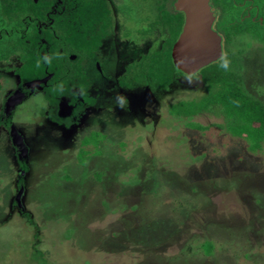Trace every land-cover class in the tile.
<instances>
[{
	"label": "rangeland",
	"instance_id": "1",
	"mask_svg": "<svg viewBox=\"0 0 264 264\" xmlns=\"http://www.w3.org/2000/svg\"><path fill=\"white\" fill-rule=\"evenodd\" d=\"M109 5L115 34L104 58L89 66L95 104L79 123L66 130L52 122L40 91L2 117L28 152H18L0 129V264H37L35 248L47 264H264V149L252 154L218 130L220 117H195L206 131L172 121L168 105L204 95L205 84L179 78L167 93L138 79L140 68L129 67L163 39L148 30L158 17L156 0ZM249 51L260 55L256 44ZM252 60L248 76L243 70L246 87L264 103V65ZM0 70L7 96L17 79ZM124 79L139 87L120 91ZM93 131L106 141L99 136V146L89 142L81 152V139ZM135 177L138 184H128ZM207 240L215 245L212 257L201 249Z\"/></svg>",
	"mask_w": 264,
	"mask_h": 264
},
{
	"label": "trees",
	"instance_id": "2",
	"mask_svg": "<svg viewBox=\"0 0 264 264\" xmlns=\"http://www.w3.org/2000/svg\"><path fill=\"white\" fill-rule=\"evenodd\" d=\"M168 2L156 0L158 17L149 23L148 29L159 25L168 30L164 46L159 51L143 54L137 66L132 64L129 67L131 70L140 68L141 71L137 73L141 75H137V78H143L142 81L154 84L164 92L171 91L177 79H174V75L178 78L184 76L176 70L171 57L184 20L181 14L170 13ZM253 6L249 11L251 16L246 18L248 10H244L245 5L222 4L218 30L225 39L223 59L203 68L195 76L206 86L204 95L172 103L168 105L167 113L172 121L183 122L187 128L197 127L203 131L210 126L195 123V117H220L223 123L214 126L230 137L244 141L248 151L256 154L264 149V103L247 90L243 70L247 75L245 63L251 58V66L256 63L264 65V0H253ZM253 17L256 19L252 20ZM114 29L108 0H0V69L17 61L13 71L19 77L18 88L52 75L47 86H42L50 106L48 117L55 124L70 130L95 104L89 91L91 85L86 62L95 58L103 41L115 33ZM255 44L260 51L257 56L249 54V47ZM72 55L76 56V61L70 59ZM121 85L133 89L139 84L133 81L129 85L124 79ZM4 87L5 83L0 79V101ZM63 101L71 108L72 115L69 117L60 116L59 107ZM171 120L168 121L170 125L173 123ZM6 123L8 127L11 125L9 118ZM146 128L152 129L151 125ZM101 133L89 132L81 139V152L85 151L83 148L89 142L97 144L99 136L106 141L107 136ZM122 145L125 146L123 142ZM202 158L204 155L194 161ZM23 165L20 166L21 170ZM137 182L139 179L135 177L128 184L136 185ZM34 237L37 238V235ZM201 249L204 256L212 257L215 245L207 240L202 243ZM35 251L37 264H47L42 260V253L36 248Z\"/></svg>",
	"mask_w": 264,
	"mask_h": 264
},
{
	"label": "water",
	"instance_id": "3",
	"mask_svg": "<svg viewBox=\"0 0 264 264\" xmlns=\"http://www.w3.org/2000/svg\"><path fill=\"white\" fill-rule=\"evenodd\" d=\"M175 8L185 14L183 30L175 43L171 57L177 70L187 76L199 73L203 68L216 63L224 57L223 37L212 29L216 14L211 11L209 0H177ZM47 79L31 84H45ZM21 98L12 97L7 105L8 113ZM13 144L18 149H26L22 137L15 127L11 129ZM24 189L21 188L16 202L22 207L21 199Z\"/></svg>",
	"mask_w": 264,
	"mask_h": 264
},
{
	"label": "flooded vegetation",
	"instance_id": "4",
	"mask_svg": "<svg viewBox=\"0 0 264 264\" xmlns=\"http://www.w3.org/2000/svg\"><path fill=\"white\" fill-rule=\"evenodd\" d=\"M36 2H37V0H35ZM108 2H109V0H108ZM176 2H177V0H169V2L167 3L168 5H167V8H168V10L170 11V13H172V14H174V15H176V14H181L182 15V17H183V20H184V22H185V14L183 13V12H179V11H177V9L175 8V4H176ZM225 3H231V4H233L234 6H240V7H242V6H244L245 5V7H243L244 8V10H248L247 11V14H246V18H249L250 16H251V14H250V12L249 11H251L252 9H253V0H209V5H210V7H211V11L213 12V13H215L216 14V18H215V20H214V22H213V25H212V29L214 30V31H216L217 33H219L222 37H223V40H224V52H225V39H224V36H223V34L218 30L219 29V22H220V18H221V15H222V13H223V11L221 10L222 8V4H225ZM110 6V5H109ZM155 14V13H154ZM111 17H112V14H111ZM113 19V18H112ZM256 19V17H253V19L252 20H255ZM259 20H262V18H260ZM150 23H153V22H150ZM147 24H148V21H147ZM113 25H114V23H113ZM150 25V24H149ZM115 26V25H114ZM183 26H184V24H183ZM161 28V29H160ZM182 30H183V27H182ZM182 30H181V32H182ZM153 31H155V32H161V34L163 33V35H162V38L163 39H161L160 40V44H159V48L158 49H156V50H151V52H156V51H159L163 46H164V42H165V38L167 37V35H168V30L167 29H165V28H162L161 26H159V25H154V27H153V30H152V33H153ZM114 32H115V30H114ZM115 34V33H114ZM114 34H112L111 36H109L106 40H104L103 41V44H102V46H101V48L99 49V51L97 52V54H96V56H95V58L93 59V60H89L88 62H86V70H87V76L89 75V66L91 65V64H93V65H96V63H99L100 62V59L101 58H104V56H102L101 55V53H103V49H105V44L106 43H108V41H109V39H111V37L114 35ZM181 34V33H180ZM180 36V35H179ZM155 37H152L151 39H150V41L152 40V42H150V44H153V45H156V44H154L155 42H158V40H156V39H154ZM179 38V37H178ZM155 41V42H154ZM177 41H178V39H177ZM176 41V42H177ZM175 42V43H176ZM175 43H174V45H175ZM174 45H173V47H174ZM173 47H172V49H173ZM150 51V50H149ZM172 53V52H171ZM70 59L72 60V61H76V56L75 55H72L71 57H70ZM172 63H173V61H172ZM16 65H17V61L16 60H14V62H13V64H11L10 66L8 65V67L7 68H2L3 70L5 69V71H8V72H10V73H12L13 75H14V77L17 79V83H16V86L13 88V90H12V92H10L7 96L6 95H3L2 94V96H1V101H0V113H2V115L0 116V122L2 121V117H5V116H10L11 114H12V112L20 105V104H22L25 100H26V98L27 97H33L34 95H35V93H37V92H39L40 91V93H43V87H45V86H47V84H48V82L50 81V79H51V77H52V75H47V76H45L43 79H38V80H33V81H31V82H28V83H25L24 84V87L23 88H18V85H19V77L15 74V72L13 71V68H14V66L16 67ZM173 65H174V63H173ZM176 68V67H175ZM97 70H98V74L104 79V80H108L109 82H110V80H112V78H114V77H112V76H110V77H107L103 72H102V69H101V66H97ZM176 70H177V68H176ZM177 71H179V70H177ZM0 72H1V70H0ZM180 73H182V74H184L183 72H181V71H179ZM198 74V73H197ZM197 74L196 75H193V76H187L186 74H184V76H179V78H191V77H195V76H197ZM48 77H50L48 80H47V82L45 83V84H40V85H34L33 87H31V84L32 83H35V82H39V81H43V80H45V79H47ZM88 78H89V76H88ZM177 78V79H176ZM177 76H175L174 75V79H176L175 80V82H174V84L171 86V91H172V88L175 86V84L176 83H178V82H180L181 80L179 79ZM0 79H4V77H2V78H0ZM115 79H116V77H115ZM90 80V79H89ZM180 80V81H179ZM3 82L5 83V87H6V82L3 80ZM143 82V81H142ZM145 82V81H144ZM146 83V82H145ZM144 83V84H145ZM195 83V82H194ZM90 84H91V81H90ZM43 86V87H42ZM4 87V88H5ZM125 86H122V87H119L120 88V91H122V90H131V89H128V88H124ZM137 87H139V85L137 86ZM137 87L135 88V89H137ZM90 91V90H89ZM3 92H4V90H3ZM2 92V93H3ZM164 92V91H163ZM170 92V91H169ZM168 93V92H167ZM91 94V93H90ZM19 96H20V100L19 101H17L18 103H16L17 105L8 113V111H7V108H6V105H7V103H8V101L12 98V97H17V98H19ZM2 103V104H1ZM60 109H59V113H60V116H62V117H69V116H71L72 115V113H71V108L68 106V104H67V102H62L61 103V105H60V107H59ZM88 110H90V109H88ZM87 110V111H88ZM86 111V112H87ZM85 112V113H86ZM85 115V114H84ZM84 115H82L80 118H82ZM80 120V119H79ZM79 120H78V123H79ZM48 121V120H47ZM77 123V124H78ZM77 124H75L74 126H76ZM2 125V123H0V127H3V128H0V129H5L6 131H7V133H8V141H9V143H11L12 142V145L15 147V148H17L14 144H13V140H12V137H11V129H12V127H15V126H13V124H12V127L10 128V126L11 125H9V127L8 128H5L4 126H1ZM57 125V124H56ZM151 125H154L153 123L151 124ZM58 126V125H57ZM73 127V126H72ZM152 127V126H151ZM153 129V128H152ZM23 144H24V142H23ZM17 150H18V152H20V151H23V149H18L17 148ZM24 150H26L27 151V149H24ZM28 152V151H27ZM17 154V153H16ZM23 177H24V174H23ZM20 179V178H19ZM18 179V180H19ZM19 189V188H18ZM24 191H25V189H24ZM21 204H22V201H21Z\"/></svg>",
	"mask_w": 264,
	"mask_h": 264
}]
</instances>
